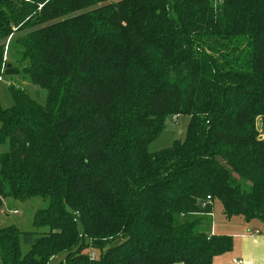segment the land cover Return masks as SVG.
I'll list each match as a JSON object with an SVG mask.
<instances>
[{
    "label": "trees",
    "instance_id": "trees-1",
    "mask_svg": "<svg viewBox=\"0 0 264 264\" xmlns=\"http://www.w3.org/2000/svg\"><path fill=\"white\" fill-rule=\"evenodd\" d=\"M24 30L46 98L0 105V206L48 205L0 224V264H211L232 246L203 230L217 199L264 225V0H0L1 79ZM170 114L184 138L148 152Z\"/></svg>",
    "mask_w": 264,
    "mask_h": 264
},
{
    "label": "rangeland",
    "instance_id": "rangeland-1",
    "mask_svg": "<svg viewBox=\"0 0 264 264\" xmlns=\"http://www.w3.org/2000/svg\"><path fill=\"white\" fill-rule=\"evenodd\" d=\"M26 34V30L14 33L10 35L6 40L5 50H4V61L9 62L13 68V71L7 75H4L0 79V105L2 107L12 106L14 103L13 97L11 95L10 88L13 86L24 90L29 96L34 98L37 102L43 104L46 98V90L34 85L28 74L23 72V67L28 65V61L22 59L20 52L22 47L18 45V39L22 38ZM15 52L19 54H15ZM174 115H167L165 117V125L163 131L160 135L152 140L148 146V152H157L162 149L169 148L174 140H182L185 136L186 126L188 124V117L183 115H178L176 121L173 119ZM258 124H261L260 126ZM255 127L258 131V136L262 138L260 130L264 127L260 120H256ZM263 139V138H262ZM6 149V145L0 146V151ZM249 184H247L248 186ZM48 205V199L43 197H30L24 199H14L12 197H6L0 206V224L3 226L14 225L21 231H31L32 217L34 213ZM221 202L217 199L214 201L213 205V217H206L205 221L210 222L213 220L222 219L221 215ZM16 211V213H13ZM28 250V246L21 243V251L25 253ZM83 252L92 258H99L102 254V250L99 248H94L88 246L83 249ZM65 254L60 253L52 257L47 264H59V262L64 258Z\"/></svg>",
    "mask_w": 264,
    "mask_h": 264
},
{
    "label": "crops",
    "instance_id": "crops-1",
    "mask_svg": "<svg viewBox=\"0 0 264 264\" xmlns=\"http://www.w3.org/2000/svg\"><path fill=\"white\" fill-rule=\"evenodd\" d=\"M260 133L264 139V127ZM221 215L222 219L211 221L209 226V222L204 221L203 230L208 234L230 235L232 246L229 251L215 256L211 264H264V225L256 219L246 221L242 216L225 218L222 209ZM213 216L212 207L209 217Z\"/></svg>",
    "mask_w": 264,
    "mask_h": 264
},
{
    "label": "built area",
    "instance_id": "built-area-1",
    "mask_svg": "<svg viewBox=\"0 0 264 264\" xmlns=\"http://www.w3.org/2000/svg\"><path fill=\"white\" fill-rule=\"evenodd\" d=\"M0 79H1V78H0ZM177 117H178V115H176V116H173V119H172V120L175 122V121H176V119H177ZM209 201H210V197L208 196V197H207V201H206V202H207V203H209ZM13 213H16V211H13Z\"/></svg>",
    "mask_w": 264,
    "mask_h": 264
}]
</instances>
